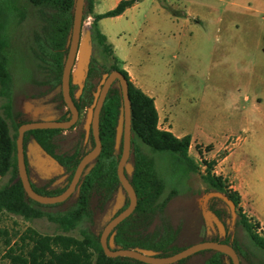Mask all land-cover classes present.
Returning <instances> with one entry per match:
<instances>
[{"label":"trees","instance_id":"obj_1","mask_svg":"<svg viewBox=\"0 0 264 264\" xmlns=\"http://www.w3.org/2000/svg\"><path fill=\"white\" fill-rule=\"evenodd\" d=\"M137 1L118 0L114 7L101 13H93L94 0H84L82 18L91 15L89 28L92 48L93 45L98 48L102 61L91 56L84 93L77 100L74 99L80 112L85 103L91 102V95L86 97V92L93 87L91 79L99 78L102 73L113 69L119 70L128 83L131 134L129 161L133 168L126 176L135 192L136 205L133 211L112 229L114 247H143L157 251L158 256H166L190 245L177 244L183 227L179 222L174 223L171 220L166 211V203L177 193L178 188L182 187L185 176L198 173L206 186V192L219 191L234 203L236 212L234 223L241 225L252 243L264 250V232L256 231V228H259V222L249 219L250 217L243 213L238 191L230 186L227 177L214 171L216 160L201 159L203 169H200L188 154L191 135L176 136L171 130L158 127L157 110L153 98L133 83L128 72L121 66L120 60L113 54L106 36L100 31L99 19L118 15ZM73 3L74 0H0V96L4 99L0 107V179L9 175V179L0 184V211L17 214L25 219L47 215L58 223L63 232L75 228L82 220L92 218L91 199L94 195L99 197L105 212L110 210L114 203L119 186L116 166L121 154V143L117 149L114 147L115 128L121 105L120 86L113 82L104 98L98 123L101 149L97 156L85 166L78 181V191L70 195L74 197L72 204L61 212L45 213L44 207L57 206L63 201L42 204L32 200L26 195L18 177L15 139L17 127L27 121L17 119L14 122L15 132H10L8 120L14 121L20 114L12 111L13 78L8 68V53L12 47L11 39H14V34L19 32L23 21L30 16L33 17L34 26L27 46L35 60L34 65L40 73L41 78L38 84L44 87L38 91V94L44 96L46 90L60 85L61 72L68 51L66 38L72 25ZM73 87L70 84V93ZM59 97L64 106L61 91ZM61 130L60 128H37L24 132V140L34 138L58 161L66 174L64 180L58 185H51V180L45 181L40 186L31 183L38 193L54 195L62 192L68 186L80 158L87 151V142H83L84 130L81 129L80 142L74 143L66 151L58 152L55 136ZM88 139L93 146L94 140L91 133ZM143 146L147 150H144ZM209 148L211 145H206V149ZM150 152H158L164 156L169 174L178 181L172 184L171 189L162 199L160 198L165 189V180L158 172L155 159ZM127 204L128 197L115 214ZM208 207L220 219L230 218L227 205L221 198H209ZM226 229L224 238L217 233H212L206 234L204 240L229 243L236 250L239 262L242 264L247 254L239 247L233 231ZM197 252L210 253L203 264H231L230 258L219 251L203 249ZM5 256L10 264H148L126 256L105 255L100 245L99 234L93 232H85L82 237H75L66 233H40L32 227H27L18 235V241L6 249Z\"/></svg>","mask_w":264,"mask_h":264},{"label":"rangeland","instance_id":"obj_2","mask_svg":"<svg viewBox=\"0 0 264 264\" xmlns=\"http://www.w3.org/2000/svg\"><path fill=\"white\" fill-rule=\"evenodd\" d=\"M180 1L140 0L119 16L102 18L99 28L113 43L116 53L127 63H130L136 76L151 85L157 93L168 96L174 107L173 121L171 124L166 123L164 121L167 118H163V122L159 125L171 127L173 134L178 136L190 134L188 154L200 169H203L201 159H218L226 153L227 147L221 148L214 156H211L213 147L208 142L217 140L221 132L226 129L227 125L222 123V116L231 117L233 113L227 107L226 94L212 89L208 75L209 52L215 42L213 39L215 29H212L208 10L199 3H193L191 7L195 14L194 17L198 20L193 19L191 22L183 24L179 13L182 6ZM114 5L115 0H97L95 10L103 12ZM169 5L179 7L172 8ZM219 14H223V19L233 17L236 22L239 21L237 16L235 18L229 13L219 11ZM88 20H91L90 14L82 18V25L87 26L86 21ZM33 26V17L30 16L23 21L19 32L14 34V39H11L12 47L8 53V68L13 78L12 111L20 114L19 118H15L14 121L8 120L11 133L15 132L14 122L17 119L29 121L34 118L30 110L37 107V104L45 103L55 111H57L56 108L61 109L63 106L59 97L60 85L46 90L44 96L38 94V91L44 87L38 84L41 78L40 73L34 65L35 60L27 46ZM233 26L234 29L240 30V26L236 27L235 23ZM219 39H226V37L220 36ZM234 39H238V37L235 36ZM92 56L102 61L95 45L92 48ZM98 80V77L91 79L92 89L97 85ZM89 94L90 91H87V98ZM3 102L4 99L0 96V107ZM88 106L89 102L81 107L79 119L72 129L61 130L55 136L58 152L66 151L74 143L80 142V130ZM211 117L214 122L209 124L207 120ZM239 135L243 134L240 132ZM230 140L228 139L224 145L229 144ZM208 144L211 145V148L206 149ZM143 148L147 150L146 147L143 146ZM150 154L155 159L158 172L165 180V189L160 198L162 199L171 189L172 184H176L178 181L169 174L166 160L162 154L158 152H150ZM29 176L39 186L46 181L43 178L38 179L32 167L29 169ZM8 179L9 175L7 174L0 179V184ZM205 192L206 186L198 173H190L183 178L182 187L178 188L177 193L166 203V211L171 220L174 223L179 222L183 227L182 235L177 240V244L180 246L205 239L206 228L200 206V197ZM126 198L125 195L123 204L126 202ZM73 199L72 195L63 200L61 204L44 207L43 210L49 214L61 212L72 204ZM91 209L93 215L90 220H82L75 228L66 232H63L58 223L47 215L25 219L17 214L0 211V264H10L9 259L5 256L6 249L18 241V235L27 227L46 234L66 233L82 237L85 232H93L100 235L108 219H105L107 213L97 195L91 199ZM241 209L243 211L242 206ZM247 217H250L251 220L254 219L251 216ZM231 231H233L239 247L247 254V258L243 259L242 264H264V250L252 243L245 229L241 225L233 223ZM256 231L264 232L260 229V224ZM210 234L207 233V235ZM221 237L224 238L225 235H221ZM209 255V252H195L178 263L169 264H203Z\"/></svg>","mask_w":264,"mask_h":264},{"label":"crops","instance_id":"obj_3","mask_svg":"<svg viewBox=\"0 0 264 264\" xmlns=\"http://www.w3.org/2000/svg\"><path fill=\"white\" fill-rule=\"evenodd\" d=\"M96 2L94 0L92 11L101 13L95 10ZM117 2L115 0V5ZM180 2L182 6L179 13L183 24L193 19L198 20L191 7L193 3H199L208 10L212 29H215V42L209 52L208 75L212 89L226 94L227 107L233 113L231 117L222 116V123L227 125L226 129L217 140L208 142L213 147L211 156L227 147L226 153L215 159L214 171L227 177L230 186L240 194V204L245 215L257 220L260 229L264 231V0ZM219 11L229 13L235 18L237 16L238 23L230 16V19H223L224 16ZM101 19L98 20V27ZM234 23L236 27L240 26V30L234 29ZM220 36L226 39H219ZM235 36L238 39H234ZM106 40L133 83L153 98L158 127L171 130V127L159 125L163 118H167L164 121L166 123L171 124L173 121L174 107L168 96L157 93L151 85L136 76L130 63L116 53L115 46L107 36ZM207 121L212 124L214 119L211 117ZM240 132L242 136L239 135ZM228 139H231L229 144L224 145Z\"/></svg>","mask_w":264,"mask_h":264},{"label":"water","instance_id":"obj_4","mask_svg":"<svg viewBox=\"0 0 264 264\" xmlns=\"http://www.w3.org/2000/svg\"><path fill=\"white\" fill-rule=\"evenodd\" d=\"M83 7L84 0H74L72 25L66 38V46H68V51L61 72L60 91L62 99L70 111V117L67 120H56L52 117L39 121L32 120L21 123L17 127V135L15 139L17 174L26 195L36 202L42 204H51L61 202L69 197L74 191H78V181L85 166L97 156L101 149V143L98 136L99 112L111 82L117 78L121 91V105L119 108V116L115 128L114 147L117 149L121 143V154L116 166L119 186L117 188L114 203L111 208L113 215L108 217V220L99 235L100 245L104 254L110 257L126 256L148 264H169L176 262L181 258L187 257L188 255L197 251L203 249H213L228 256L231 260V264H240L239 256L232 245L226 242L215 240H202L195 242L171 255L166 256H158L157 251L143 247H114V231L112 229L122 219L127 217L133 211L136 205L135 192L126 176V174L131 173L133 168L131 162L128 161L131 136L128 83L124 75L116 69L109 72H104L101 75L96 90L93 93V100L87 107L82 128L84 130L83 142H87V145L90 147V149L80 158L79 162L77 163L68 186L62 192L54 195L41 194L33 189L24 160V132L29 129L37 128L66 129L74 125L79 117V111L70 93V84L76 85L74 97H78L82 90L84 79L86 77L89 62L92 56V39L90 28L89 26L82 25ZM89 133H91L93 136V146L88 139ZM36 146L42 149V147L37 142ZM46 154L50 158V161L56 163L59 166V169L62 172L63 168L58 164L56 159L50 154ZM125 195L128 197L127 206L115 214L116 209L122 206ZM211 197H219L226 203L227 209L230 212V220L232 224L234 223L236 217L234 203L219 191H207L200 197L201 215L207 228L210 227L214 229V226H216L219 234L225 235L226 230L224 224L216 216V214L207 207V201Z\"/></svg>","mask_w":264,"mask_h":264},{"label":"flooded vegetation","instance_id":"obj_5","mask_svg":"<svg viewBox=\"0 0 264 264\" xmlns=\"http://www.w3.org/2000/svg\"><path fill=\"white\" fill-rule=\"evenodd\" d=\"M114 70V69H113ZM117 70V69H116ZM111 71V70H110ZM119 71V70H118ZM88 72V71H87ZM109 72V71H108ZM103 74V73H102ZM101 74V75H102ZM101 76L99 77V80H100ZM86 79H87V74H86V77L84 79V83H83V86H82V90L79 94V97L84 93V88L85 86L87 85V82H86ZM99 80H98V83H99ZM113 82H116L119 84V81L118 79H114L111 84ZM97 83V85H98ZM110 84V86H111ZM74 87L71 89V95H72V98H73V101L74 99H78L79 97H74V94H75V91H76V85L75 84H72ZM97 85L93 88V89H90V95H91V102L93 100V93L94 91L96 90V87ZM109 86V88H110ZM108 88V90H109ZM107 90V92H108ZM106 92V94H107ZM106 94H105V97H106ZM104 97V98H105ZM104 101V100H103ZM91 102L89 103V105L91 104ZM43 104V103H42ZM57 111H55L54 109L50 108L47 104H43V105H38L37 104V107L31 109V113L34 115V118H32V120H44V119H47L49 117H52L56 120H67L69 117H70V111L69 109L66 107V105L62 106V108H56ZM68 110V112H66ZM79 111V110H78ZM80 113V112H79ZM80 115V114H79ZM119 116V115H118ZM79 119V117H78ZM32 120H29V121H32ZM78 121V120H77ZM76 121V122H77ZM83 124V123H82ZM73 126V125H72ZM69 127V128H66V129H72L73 127ZM61 129V128H60ZM83 129V128H82ZM62 130H65V129H62ZM36 140L34 138H28L26 140H24V135H23V147H24V160H25V165H26V169H27V173H28V176H29V169L32 167L34 168L35 170V173L37 174V178L40 179V178H43V179H46L47 180H51V185H58L60 184L64 178L66 177V174L64 173V170L61 172L60 169H59V166L50 161V158L48 157V155L43 148L40 149L36 146ZM38 143V142H37ZM87 151L90 149V147L87 145L86 147ZM86 151V152H87ZM49 154V153H48ZM51 155V154H50ZM52 156V155H51ZM128 159H129V156H128ZM57 161V160H56ZM58 162V161H57ZM59 164V163H58ZM60 165V164H59ZM63 168V167H62ZM57 175V176H56ZM65 175V176H64ZM56 176V177H55ZM55 177V178H54ZM30 180H31V183H34V180L29 176ZM207 207H208V201H207ZM209 208V207H208ZM211 210V209H210ZM117 211V210H116ZM212 211V210H211ZM106 215H105V219H108V217L112 216V210H108L106 211ZM217 216V215H216ZM218 217V216H217ZM203 218V217H202ZM219 218V217H218ZM236 218V217H235ZM220 219V218H219ZM222 221V223L224 224L225 226V230L227 232V229H230L231 230V220L230 218H221L220 219ZM204 221V219H203ZM235 222V220H234ZM204 224H205V221H204ZM205 228H206V234L207 233H217L219 236H221L218 232V229L216 226H214V229L206 226L205 224ZM209 230V232H208ZM210 234V235H211ZM226 235V233H225Z\"/></svg>","mask_w":264,"mask_h":264},{"label":"built area","instance_id":"obj_6","mask_svg":"<svg viewBox=\"0 0 264 264\" xmlns=\"http://www.w3.org/2000/svg\"><path fill=\"white\" fill-rule=\"evenodd\" d=\"M90 24V20L86 21V25L89 26Z\"/></svg>","mask_w":264,"mask_h":264}]
</instances>
